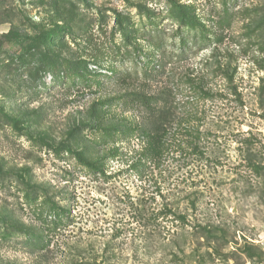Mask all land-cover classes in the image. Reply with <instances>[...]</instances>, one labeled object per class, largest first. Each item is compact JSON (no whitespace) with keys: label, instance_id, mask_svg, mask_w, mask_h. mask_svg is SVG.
<instances>
[{"label":"rangeland","instance_id":"374dc122","mask_svg":"<svg viewBox=\"0 0 264 264\" xmlns=\"http://www.w3.org/2000/svg\"><path fill=\"white\" fill-rule=\"evenodd\" d=\"M0 264H264V0H0Z\"/></svg>","mask_w":264,"mask_h":264},{"label":"trees","instance_id":"16d2710c","mask_svg":"<svg viewBox=\"0 0 264 264\" xmlns=\"http://www.w3.org/2000/svg\"><path fill=\"white\" fill-rule=\"evenodd\" d=\"M189 25H195V24H189ZM158 36V35H157ZM153 46L157 49V51L160 53L159 55H161V58H159V60H157V65L155 66H159L160 68H162V65H163V57H166L168 54H167V51L166 49L163 48V44L161 42H158V41H154V40H151ZM186 42L185 41H181V54H184L185 50H186ZM129 54V57L131 58H136L138 56H135V53L134 52H128ZM154 66V67H155ZM145 72L144 73H148L146 70H144ZM153 73H156L157 71L154 70L152 71ZM133 75H137L136 72H129V77H132ZM129 97L131 98L130 99V102L134 103L135 106H138L141 110L144 109V110H147V109H150V107L152 108V106L156 103L155 99L153 98H150L148 97L147 95H143V94H139V93H131L129 95ZM157 104V103H156ZM153 111L156 110V108H152ZM151 110V109H150Z\"/></svg>","mask_w":264,"mask_h":264}]
</instances>
